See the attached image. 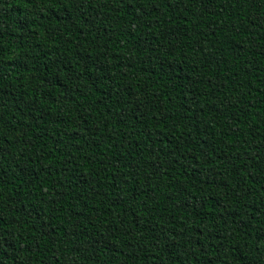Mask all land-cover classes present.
<instances>
[{
    "label": "trees",
    "instance_id": "obj_1",
    "mask_svg": "<svg viewBox=\"0 0 264 264\" xmlns=\"http://www.w3.org/2000/svg\"><path fill=\"white\" fill-rule=\"evenodd\" d=\"M0 264H264V0H0Z\"/></svg>",
    "mask_w": 264,
    "mask_h": 264
}]
</instances>
